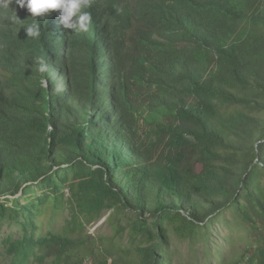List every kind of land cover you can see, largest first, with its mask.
I'll return each mask as SVG.
<instances>
[{
    "label": "trees",
    "instance_id": "trees-1",
    "mask_svg": "<svg viewBox=\"0 0 264 264\" xmlns=\"http://www.w3.org/2000/svg\"><path fill=\"white\" fill-rule=\"evenodd\" d=\"M8 4L0 224L16 221L24 232L6 239L12 249L84 263L73 240L36 236L35 219L59 216L67 188L81 226L107 209V223L128 232L135 259L110 253L112 264H176L172 232L228 213L248 233L247 248L258 244L228 264H264V0H127L129 42L116 0H91L87 32L64 28L59 12L33 19ZM34 23L40 35L27 37ZM20 193L25 203L10 201ZM127 212L135 218L125 226Z\"/></svg>",
    "mask_w": 264,
    "mask_h": 264
},
{
    "label": "rangeland",
    "instance_id": "rangeland-1",
    "mask_svg": "<svg viewBox=\"0 0 264 264\" xmlns=\"http://www.w3.org/2000/svg\"><path fill=\"white\" fill-rule=\"evenodd\" d=\"M127 0H116V4L119 10V18L116 19L118 24L127 33L128 38L134 32V27L126 22L123 16V12H120L123 8V4ZM3 4H0V8ZM104 17H109L106 11ZM107 28H111V23L106 25ZM74 179L75 182H74ZM81 179L77 176L71 175L69 182L79 183ZM77 188V184L75 185ZM43 193L39 192V196ZM64 196L58 205L59 216L51 215L44 217L40 215L37 217L36 223L38 230L36 236L45 235L50 231H54L57 234L65 236L76 243V251L80 254V259H83V264H92L98 261H104L109 258V263H113V258L109 257L112 253L113 256L122 259L134 260L135 250L131 244L130 238L127 236V231L118 232L113 224L107 223L108 217L114 213L105 209L103 211V218L98 222H92L80 225V208L76 202L71 189H64ZM17 198L21 203L26 201L21 197V193L16 197H11L10 201L13 202ZM51 205H53L50 202ZM54 208L52 213H54ZM134 217L130 212L125 213L121 218L124 219L123 225H127L130 220L128 218ZM135 218V217H134ZM23 220V218H21ZM44 227V228H42ZM29 230H34V227L30 226ZM24 232L19 226V222H3L0 224V264H75L74 259H67L64 262L56 257L46 256L43 251H35V253L29 256L23 255L20 252H16L12 249V242L18 241ZM248 233L237 222L231 213H228L225 217L216 219L211 222L205 223L198 228L186 229L179 235L176 232L171 234V251L175 256L176 264H228L233 260L242 258V255L248 251L258 247L255 238L252 239L253 246L250 247L248 241ZM6 239L12 242H6ZM79 250V251H78ZM75 257V256H74ZM87 260H85V258Z\"/></svg>",
    "mask_w": 264,
    "mask_h": 264
},
{
    "label": "clouds",
    "instance_id": "clouds-1",
    "mask_svg": "<svg viewBox=\"0 0 264 264\" xmlns=\"http://www.w3.org/2000/svg\"><path fill=\"white\" fill-rule=\"evenodd\" d=\"M15 3L21 8L26 7L33 19H42L52 12H59L60 23L64 28L72 29L74 32H87L92 24L91 13L85 10L91 6V0H15ZM0 4L9 6L8 0H0ZM105 12H101L100 15ZM96 14L98 15V12ZM102 32L101 28L100 33ZM26 34L27 37H39V24L34 23L27 26ZM39 65L40 72L46 71V65L42 59L39 60Z\"/></svg>",
    "mask_w": 264,
    "mask_h": 264
},
{
    "label": "water",
    "instance_id": "water-1",
    "mask_svg": "<svg viewBox=\"0 0 264 264\" xmlns=\"http://www.w3.org/2000/svg\"><path fill=\"white\" fill-rule=\"evenodd\" d=\"M98 167H94V169H97Z\"/></svg>",
    "mask_w": 264,
    "mask_h": 264
}]
</instances>
